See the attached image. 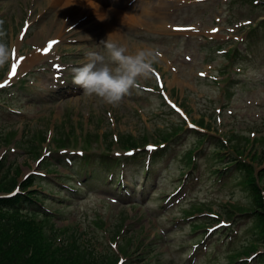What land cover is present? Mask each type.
I'll return each mask as SVG.
<instances>
[{
	"label": "rangeland",
	"instance_id": "1",
	"mask_svg": "<svg viewBox=\"0 0 264 264\" xmlns=\"http://www.w3.org/2000/svg\"><path fill=\"white\" fill-rule=\"evenodd\" d=\"M141 1L69 0L65 13L48 0H0V42L11 49L10 66L0 68L1 181L8 182L1 174L10 168L17 179L10 192L38 190L49 198L56 238L79 247L73 264L87 262L84 248L98 253L97 264H263L245 171L239 166L220 177L217 168L251 164L264 188V0H150L155 8H142L147 13L139 12ZM162 12L174 13L172 27L200 22L204 31L143 27V17L167 19ZM62 26L70 27L59 35ZM47 38L56 42L53 54L31 62L34 45ZM107 38L130 54L146 45L167 52L171 63H156L163 84L153 75L142 79L116 107L84 96L72 68L89 52L106 55ZM14 60L27 63L15 76ZM148 146L168 160H149ZM129 147L138 148L127 156ZM103 157L118 160L96 166L94 178L82 177V168ZM149 161L157 171L146 177ZM108 170L124 174L127 191L114 189ZM75 174L85 185L69 200ZM29 177L41 183L24 188ZM21 218L33 223L45 254L54 257L56 246L46 240L51 220L40 229L35 218ZM25 231L23 238L34 236Z\"/></svg>",
	"mask_w": 264,
	"mask_h": 264
},
{
	"label": "trees",
	"instance_id": "2",
	"mask_svg": "<svg viewBox=\"0 0 264 264\" xmlns=\"http://www.w3.org/2000/svg\"><path fill=\"white\" fill-rule=\"evenodd\" d=\"M128 144L134 145V142L128 141ZM224 147L225 145L222 144L215 148L221 149ZM215 154L220 156L223 153L216 152ZM239 166L241 170L245 171V185L251 192L253 200L257 205L255 212L258 214L257 222L259 227V235L261 240L264 242V210H261L264 209V188L260 187V182L258 183L257 181V176L255 175L253 166L245 162H237L224 167L220 170V172L228 171L231 168H238ZM2 167L6 168L1 163V171H3ZM12 172V169L9 168L7 171L5 170L4 173L1 174L5 180L8 177H10V179L7 183H4V181H1L0 177V192L10 191L16 185V175L10 176V173ZM259 176H264V171L261 172ZM32 183L33 181L31 182L30 179L29 181L25 182L24 187H27ZM39 193L41 194V192ZM28 194L30 193H20L13 197H0V264H59V260L71 262L73 264V259L75 256H79L80 253L78 249L79 247L77 245L59 241L56 238V232L50 231L52 236L50 238L48 237L46 240H49V242L53 241L54 245L56 246V251H54L56 254L54 257L49 258L47 254H45L47 250L45 243L43 242L45 240L44 237H40L39 232L38 235L35 234L34 228L31 226L33 225L32 222L21 218L23 215L20 210H25V212H27L29 215H32L33 213H46V211L43 210L41 206H39L38 202L34 201V198ZM42 196L39 195L37 199L40 200ZM42 200L45 202V199L42 198ZM22 223L27 224L28 228ZM20 224H22L23 227H21ZM25 230L30 231L31 234L33 232L34 236L30 239L23 238L22 233ZM97 255L98 253H94L92 250L88 249L85 250L84 248L82 251V258L87 262H83V264H97L99 260ZM78 256L76 258H78ZM258 259L264 264V253L259 254Z\"/></svg>",
	"mask_w": 264,
	"mask_h": 264
},
{
	"label": "clouds",
	"instance_id": "3",
	"mask_svg": "<svg viewBox=\"0 0 264 264\" xmlns=\"http://www.w3.org/2000/svg\"><path fill=\"white\" fill-rule=\"evenodd\" d=\"M5 33L0 31V37ZM110 37V35H109ZM106 55L97 51L87 53V62L72 68V83L82 89L86 97H97L103 103L116 107L139 82L149 79L155 71L160 52L140 49L130 54L126 46L102 40ZM11 49L0 42V68L10 66Z\"/></svg>",
	"mask_w": 264,
	"mask_h": 264
},
{
	"label": "bare ground",
	"instance_id": "4",
	"mask_svg": "<svg viewBox=\"0 0 264 264\" xmlns=\"http://www.w3.org/2000/svg\"><path fill=\"white\" fill-rule=\"evenodd\" d=\"M51 2L53 6H60L63 10H65V13L67 12L68 10V6H69V3L68 1L69 0H48V2ZM62 1V2H61ZM141 4L144 6V7H141L140 8V11L139 12H143L145 10H143L142 8H149L150 7V11L153 10L155 8V4L152 3L150 0H142L141 1ZM146 12V11H145ZM147 13V12H146ZM47 25H43L42 28H40L38 30V32H36V36H34V39L37 38V35L38 34H42L44 33V30L46 29ZM70 26H62V27H59L58 31H59V35H62L64 32H65V29L68 28ZM44 43V47H42V44L40 42H36V49L33 51V53L31 54L30 56V59H31V62L33 60H36L38 59L39 57H46L49 55L48 51L45 52L43 51V49L47 48L48 45H49V42H50V39H45L44 41H42ZM17 43V42H16ZM19 43V42H18ZM17 45V44H16ZM135 46V44H134ZM42 47V48H41ZM27 63L26 62H18L17 60H14V63H13V66H17L16 68H19L20 65L22 66H25ZM12 66V67H13Z\"/></svg>",
	"mask_w": 264,
	"mask_h": 264
},
{
	"label": "snow or ice",
	"instance_id": "5",
	"mask_svg": "<svg viewBox=\"0 0 264 264\" xmlns=\"http://www.w3.org/2000/svg\"><path fill=\"white\" fill-rule=\"evenodd\" d=\"M55 43H56L55 41H52V44H55ZM52 44H49L47 48L43 49V51H45V52L49 51L51 49ZM13 55L15 56V50H13ZM21 59H23V58H21ZM16 67L17 66H13V68H12V73L11 74L13 76L16 75ZM57 67H59V65H57ZM0 87H3V85H0Z\"/></svg>",
	"mask_w": 264,
	"mask_h": 264
}]
</instances>
